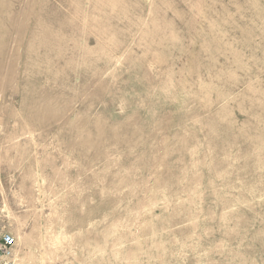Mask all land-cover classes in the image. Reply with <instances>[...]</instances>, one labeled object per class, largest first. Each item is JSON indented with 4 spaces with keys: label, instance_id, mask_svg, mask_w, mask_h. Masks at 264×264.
<instances>
[{
    "label": "rangeland",
    "instance_id": "374dc122",
    "mask_svg": "<svg viewBox=\"0 0 264 264\" xmlns=\"http://www.w3.org/2000/svg\"><path fill=\"white\" fill-rule=\"evenodd\" d=\"M0 231L13 264H264V0H0Z\"/></svg>",
    "mask_w": 264,
    "mask_h": 264
},
{
    "label": "built area",
    "instance_id": "2783aa9c",
    "mask_svg": "<svg viewBox=\"0 0 264 264\" xmlns=\"http://www.w3.org/2000/svg\"><path fill=\"white\" fill-rule=\"evenodd\" d=\"M15 240L11 234L0 231V264H13Z\"/></svg>",
    "mask_w": 264,
    "mask_h": 264
}]
</instances>
